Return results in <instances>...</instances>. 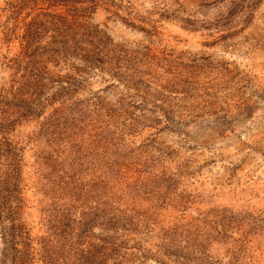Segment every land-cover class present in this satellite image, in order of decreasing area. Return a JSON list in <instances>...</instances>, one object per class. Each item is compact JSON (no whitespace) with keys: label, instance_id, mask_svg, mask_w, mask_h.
Wrapping results in <instances>:
<instances>
[{"label":"rangeland","instance_id":"obj_1","mask_svg":"<svg viewBox=\"0 0 264 264\" xmlns=\"http://www.w3.org/2000/svg\"><path fill=\"white\" fill-rule=\"evenodd\" d=\"M13 154L28 240L4 264H264V0H0Z\"/></svg>","mask_w":264,"mask_h":264},{"label":"trees","instance_id":"obj_2","mask_svg":"<svg viewBox=\"0 0 264 264\" xmlns=\"http://www.w3.org/2000/svg\"><path fill=\"white\" fill-rule=\"evenodd\" d=\"M72 7L71 11L76 13L78 9L75 8L74 5H72ZM61 21L66 22L65 19H62ZM76 21V14H74L72 15V22H70L74 29L78 30L84 28L79 26ZM93 35L94 33L88 32V36L91 37V40L88 42L90 48L83 56L80 57L83 59L88 69H92L94 67L102 69L105 66L104 69L109 70L108 72L112 73V75H117L118 71L115 70H118L119 68L118 63L122 59V50L118 47L109 48L108 41L106 39L98 38L96 34L95 36ZM24 40L26 41L25 50L28 51L32 46L31 39L28 40V37L26 38L25 36ZM81 51L83 50L79 48L77 43V46L74 49L75 56H77V52ZM61 53L63 52H60V54ZM24 82H26V80H24ZM4 146L5 153L8 154L11 150L13 152L11 144L4 143ZM11 157L12 158L9 160L6 169L3 171L0 169V232L4 245L2 264H4L8 250L15 251L16 243H21L23 246H26V240H28L25 228L20 222L23 199L21 197V176L18 161L15 159L14 154L11 155ZM94 253L100 255L101 257L104 256L98 251H95ZM88 263L89 262H87V264ZM12 264H25V261H23V259L19 260V258H16L15 256Z\"/></svg>","mask_w":264,"mask_h":264}]
</instances>
